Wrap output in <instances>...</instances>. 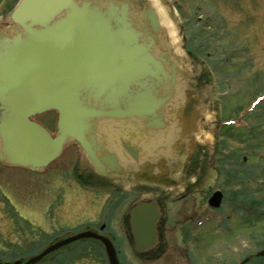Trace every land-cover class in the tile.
<instances>
[{
    "label": "rangeland",
    "instance_id": "obj_1",
    "mask_svg": "<svg viewBox=\"0 0 264 264\" xmlns=\"http://www.w3.org/2000/svg\"><path fill=\"white\" fill-rule=\"evenodd\" d=\"M142 3L157 12L162 29L166 30L163 14L173 25V42L167 31L162 42L174 62L190 78L198 74L202 77L204 85L197 91L206 101L208 124L203 143L209 149L214 129L219 128L222 133L217 144L219 156L208 157L223 170L220 184L214 185L223 191L220 207L213 209L198 199L194 200L196 205L187 208L194 213L187 215L190 219L203 221L201 232L195 231L189 244L185 243L189 225L183 211L185 206L165 208L173 226L168 225L165 234L166 252L162 258L146 262L133 253V243L125 238L127 209L139 197L128 191L118 193L116 190L120 188L113 186L107 191L94 187L88 189L97 190L88 193L96 198L90 199L92 206L85 209L74 202L73 206L64 207L70 210V216L60 212L52 219L50 215L62 208L63 202L61 206L57 202L64 194L72 193L79 198L86 194L77 186L65 189L64 177L73 172L72 164L71 171L68 166L59 174L52 172L59 170L68 154L53 162L43 175L0 166V264L25 262L38 256L88 223L95 228L99 223L105 224L104 232L115 237L122 264H239L246 259L244 264H264V259L255 258L264 250V215L260 213L264 209V0H142ZM256 100L259 101L252 106ZM231 120L236 125H226ZM34 121L54 133V113L39 115ZM245 123L251 124V134ZM111 125L99 128H103L105 136L101 137L105 140L124 139L122 128L131 126L123 122L122 131L115 134L112 130L116 124ZM231 126L235 129L228 128ZM243 156L250 159L243 163ZM81 159L85 166L86 161ZM226 169L235 170L231 173L233 178L224 172ZM127 186L126 181V189ZM107 195L108 206L104 201ZM218 224L221 227L216 229ZM81 242L62 247L36 264H52L53 257L59 258L57 264H107L100 246Z\"/></svg>",
    "mask_w": 264,
    "mask_h": 264
},
{
    "label": "water",
    "instance_id": "obj_2",
    "mask_svg": "<svg viewBox=\"0 0 264 264\" xmlns=\"http://www.w3.org/2000/svg\"><path fill=\"white\" fill-rule=\"evenodd\" d=\"M11 19L24 36L0 37V164L40 172L72 140L101 173L103 164L94 151L92 135L96 122L134 117L155 120L162 106L153 102L148 90L138 98L127 94L137 80L150 73V60L135 44V31L123 23L112 27V21L117 22L114 15L106 18L97 9L80 8L75 0H22ZM142 86L146 89L145 83ZM121 98L125 99L122 104ZM47 112L58 114L55 135L34 121ZM156 122L158 128L164 127L162 120ZM132 156L135 159L136 152ZM105 160L119 173L114 155ZM220 201L217 192L208 203L218 208ZM128 214L133 252L140 255L153 250L160 230L156 227L160 217L157 203L140 202ZM81 239L99 241L108 264H119L111 242L92 232L59 241L24 263L11 264H36ZM256 256L264 258V250Z\"/></svg>",
    "mask_w": 264,
    "mask_h": 264
},
{
    "label": "flooded vegetation",
    "instance_id": "obj_3",
    "mask_svg": "<svg viewBox=\"0 0 264 264\" xmlns=\"http://www.w3.org/2000/svg\"><path fill=\"white\" fill-rule=\"evenodd\" d=\"M21 1L22 0H0V37L11 39L18 35L24 36L23 29L13 23L11 19L13 12ZM75 2L80 8H82V6H87L90 9H97L98 12L106 16V18L108 15H114L117 21H112L111 23L114 28L118 27L119 23H123V27H131V29L135 31V44L140 46L138 48L144 52L146 55L145 58L150 60V62L147 63V68L150 73L146 74L142 81L137 80L134 86L130 87L127 94L132 98H138L141 93H147L148 90L152 93L150 97L153 98V102L155 104L162 103V106L156 111L155 120L151 118L143 120L134 117L132 119L96 122L97 124L94 126V133L92 135H94V142L96 145L94 151L98 160L103 164L101 173L94 169L77 143L70 140L65 145L62 154L56 161L64 158L66 154H68V156H66L63 160L64 162L61 163L58 168L59 170L52 172L59 174L62 172L61 169L68 166L71 171V166L73 165V172L71 171L69 177L64 175L66 171L64 172L63 170V175L66 176L64 179H67L65 182V189L69 190L70 187L77 186L86 193V196L84 195V197L79 198L74 197L72 193L64 194L62 200L57 202L60 206L63 202L62 208L58 207L56 213L51 214L50 218H55L60 212L63 213V216L67 215L70 210H66L64 207L66 205L73 206L76 202L85 209L92 206V200L90 199L96 198H92L88 193H96L97 190L88 191V189L99 187L107 191L109 186L117 187L120 188V190H116L118 193L128 191L139 197L137 199L138 201L127 209V219H125L124 222L126 224L125 238L133 243L129 223V210L140 202L155 201L159 206L160 212L159 220L156 223V227H160L159 232H157L158 243L153 250L136 255L144 258L146 262L153 261L162 258L163 254L166 252L165 234L170 226L173 227L172 223L170 224V213L167 215L164 210L165 208L170 205L174 207L185 206L183 210L185 212V219L189 220V225L186 228L187 238L185 243L189 244L194 240L193 233L195 231L201 232L203 221L201 218H196L195 222L190 219V216L187 215H193L194 213L187 211V208H191L190 205L192 204L196 205L194 204V200L198 199H202V202L208 205L211 196L217 192L221 193L222 203L223 191L220 187L215 188L214 185L220 184V174L223 170L208 159L210 156L213 159L219 156L220 150L217 144L222 133L219 128L214 129L209 149L203 143V139H205L203 133L208 124L206 123L205 116L206 101L199 96L197 91L204 85L201 80L202 77L198 74L190 78L189 75L174 62L170 52L166 51L164 43L162 42L165 31L160 26L159 15L156 11L146 7V5L142 3V0H75ZM61 17L64 16L62 15L58 18ZM179 29L184 30V27H179ZM183 33L184 32H182V36ZM154 75L157 78H154ZM192 78L195 80V84ZM140 81L146 84V89L142 88L143 84H141ZM89 100L92 102V99ZM124 102V98L119 99L120 104ZM52 113L55 115L53 133V135H55L58 114L56 112ZM156 119L162 120V122H164V127L158 128ZM123 122L129 123L131 126L127 128L123 127L121 125ZM236 123L234 120H231L228 124L236 125ZM111 124H116V129L112 130L115 134L125 129L123 131L125 133L124 139L110 141L101 137L105 135L102 134L103 128H99ZM244 127L247 129L248 133L251 134V124L245 123ZM228 128L232 130L235 129L232 126ZM134 152L137 154L135 159L132 156ZM111 155L117 158L121 172L114 173V171L108 167L107 160L103 162L104 159ZM81 157L86 161L85 166L81 164ZM247 158L250 159V157L243 156L241 162H247ZM0 166L16 169V167L7 164H0ZM21 170L43 175L48 169L46 168L40 172L28 169ZM224 172H229L230 178L234 177L231 173L234 174L235 170L226 169ZM211 173L212 176H209ZM126 181L128 183V189L125 188ZM131 183H133V185ZM83 185L86 186V190ZM52 189L55 190V188ZM102 193H105L104 190ZM205 194H207V196ZM65 196H67V199ZM4 198L7 199L6 197ZM104 201L107 202L106 206H108V195ZM48 210L49 208L46 211L47 213H49ZM85 214L86 213L83 215ZM68 216H70V213ZM90 224L91 223L83 225V228L76 234L92 232L106 238L112 243L119 264H122L119 259V250L115 242V237L109 236L107 232H104L105 224L99 223L97 228L89 226ZM220 227L221 224L215 226L216 229ZM89 242L95 243L98 246L101 245L99 241L94 239ZM52 259L53 262L50 263L57 264L59 258L55 259V257H53Z\"/></svg>",
    "mask_w": 264,
    "mask_h": 264
},
{
    "label": "bare ground",
    "instance_id": "obj_4",
    "mask_svg": "<svg viewBox=\"0 0 264 264\" xmlns=\"http://www.w3.org/2000/svg\"><path fill=\"white\" fill-rule=\"evenodd\" d=\"M163 20H164V24H163V26H164V28L166 29V30H164L165 32L167 31V33H168V36H169V38H171V40H172V42H173V39L175 38V34H174V30H173V28L174 27H172L173 25L171 24V22L164 16V14H163Z\"/></svg>",
    "mask_w": 264,
    "mask_h": 264
}]
</instances>
